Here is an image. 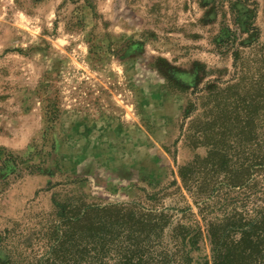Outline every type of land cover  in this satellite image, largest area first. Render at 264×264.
I'll return each instance as SVG.
<instances>
[{
    "label": "rangeland",
    "instance_id": "374dc122",
    "mask_svg": "<svg viewBox=\"0 0 264 264\" xmlns=\"http://www.w3.org/2000/svg\"><path fill=\"white\" fill-rule=\"evenodd\" d=\"M253 213L264 0H0L2 261L212 264Z\"/></svg>",
    "mask_w": 264,
    "mask_h": 264
},
{
    "label": "trees",
    "instance_id": "16d2710c",
    "mask_svg": "<svg viewBox=\"0 0 264 264\" xmlns=\"http://www.w3.org/2000/svg\"><path fill=\"white\" fill-rule=\"evenodd\" d=\"M123 212V210H121ZM253 217H244L239 220L240 223H231L227 225L228 228L222 231L220 229H215L211 231L210 237L213 245V257L212 264H264V213H253ZM236 214L232 216L235 218ZM166 214L152 215L149 214L141 221L135 223L131 220L130 215L123 214L121 218L122 227L134 224H140L145 227L146 223L149 227H155L153 229H158L157 223L160 225L166 220ZM130 230V228H128ZM126 230V231H128ZM229 233L226 237L230 236V233L234 236L239 235L240 237L234 238L232 241H225V233ZM224 233V234H223ZM185 235V233H183ZM149 238L145 237L144 239ZM186 239H183L184 248H187V244L192 243ZM137 246V245H136ZM129 248V247H127ZM124 251V250H123ZM125 257L120 259L118 264H143L142 260L139 259L135 261L133 253L130 251H124ZM174 257V256H173ZM172 257V259H173ZM171 258V257H170ZM169 258V259H170ZM171 260V259H170ZM0 264H13L9 261H2L0 259ZM148 264V263H146ZM152 264H169V261H162ZM185 264H189L186 262ZM204 264H210V262H205Z\"/></svg>",
    "mask_w": 264,
    "mask_h": 264
}]
</instances>
